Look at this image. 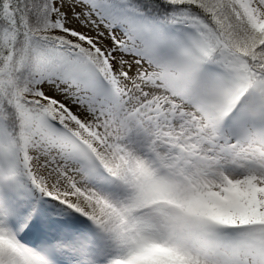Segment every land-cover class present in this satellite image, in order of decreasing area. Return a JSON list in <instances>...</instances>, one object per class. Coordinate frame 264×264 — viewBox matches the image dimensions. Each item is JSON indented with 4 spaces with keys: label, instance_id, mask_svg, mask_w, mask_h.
I'll use <instances>...</instances> for the list:
<instances>
[{
    "label": "snow or ice",
    "instance_id": "6c2138e0",
    "mask_svg": "<svg viewBox=\"0 0 264 264\" xmlns=\"http://www.w3.org/2000/svg\"><path fill=\"white\" fill-rule=\"evenodd\" d=\"M0 264H264V0H0Z\"/></svg>",
    "mask_w": 264,
    "mask_h": 264
}]
</instances>
